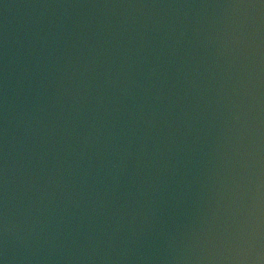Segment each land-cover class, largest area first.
I'll list each match as a JSON object with an SVG mask.
<instances>
[{
    "label": "water",
    "instance_id": "95a60500",
    "mask_svg": "<svg viewBox=\"0 0 264 264\" xmlns=\"http://www.w3.org/2000/svg\"><path fill=\"white\" fill-rule=\"evenodd\" d=\"M0 264H264V0H0Z\"/></svg>",
    "mask_w": 264,
    "mask_h": 264
}]
</instances>
